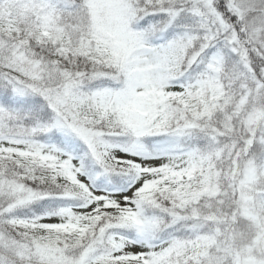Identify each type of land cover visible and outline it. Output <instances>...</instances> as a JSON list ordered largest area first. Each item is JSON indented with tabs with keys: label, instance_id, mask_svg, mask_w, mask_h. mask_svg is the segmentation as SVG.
Returning <instances> with one entry per match:
<instances>
[{
	"label": "snow or ice",
	"instance_id": "1",
	"mask_svg": "<svg viewBox=\"0 0 264 264\" xmlns=\"http://www.w3.org/2000/svg\"><path fill=\"white\" fill-rule=\"evenodd\" d=\"M0 264H264V0H0Z\"/></svg>",
	"mask_w": 264,
	"mask_h": 264
}]
</instances>
